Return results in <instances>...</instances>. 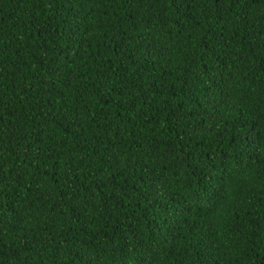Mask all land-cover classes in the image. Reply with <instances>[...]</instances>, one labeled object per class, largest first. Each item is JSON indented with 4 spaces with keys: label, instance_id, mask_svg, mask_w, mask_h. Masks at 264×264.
<instances>
[{
    "label": "trees",
    "instance_id": "1",
    "mask_svg": "<svg viewBox=\"0 0 264 264\" xmlns=\"http://www.w3.org/2000/svg\"><path fill=\"white\" fill-rule=\"evenodd\" d=\"M0 264H264V0H0Z\"/></svg>",
    "mask_w": 264,
    "mask_h": 264
}]
</instances>
